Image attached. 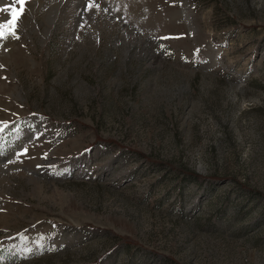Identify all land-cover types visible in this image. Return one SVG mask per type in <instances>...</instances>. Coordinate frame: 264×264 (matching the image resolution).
I'll return each instance as SVG.
<instances>
[{
  "label": "rangeland",
  "instance_id": "rangeland-1",
  "mask_svg": "<svg viewBox=\"0 0 264 264\" xmlns=\"http://www.w3.org/2000/svg\"><path fill=\"white\" fill-rule=\"evenodd\" d=\"M16 34L0 264H264V0H26Z\"/></svg>",
  "mask_w": 264,
  "mask_h": 264
},
{
  "label": "snow or ice",
  "instance_id": "snow-or-ice-1",
  "mask_svg": "<svg viewBox=\"0 0 264 264\" xmlns=\"http://www.w3.org/2000/svg\"><path fill=\"white\" fill-rule=\"evenodd\" d=\"M12 3H18L20 5V11H17L15 7L11 8L9 11V18L4 22H0V40L5 39L8 36H14L18 38L16 34V28L19 18L23 14L26 0H12Z\"/></svg>",
  "mask_w": 264,
  "mask_h": 264
},
{
  "label": "water",
  "instance_id": "water-1",
  "mask_svg": "<svg viewBox=\"0 0 264 264\" xmlns=\"http://www.w3.org/2000/svg\"><path fill=\"white\" fill-rule=\"evenodd\" d=\"M119 21H120V23H121L122 25L125 24L121 19H119ZM125 25H126V24H125ZM125 25H124V26H125ZM126 27L129 28V30H130L134 35L139 34V32H138L134 27H130L128 24L126 25ZM142 40H144V42L147 43V39H146V38L142 37Z\"/></svg>",
  "mask_w": 264,
  "mask_h": 264
},
{
  "label": "bare ground",
  "instance_id": "bare-ground-1",
  "mask_svg": "<svg viewBox=\"0 0 264 264\" xmlns=\"http://www.w3.org/2000/svg\"><path fill=\"white\" fill-rule=\"evenodd\" d=\"M84 12V11H83ZM82 11H81V14H80V16L79 17H83L82 15L84 14ZM78 17V16H77ZM78 19V18H77Z\"/></svg>",
  "mask_w": 264,
  "mask_h": 264
}]
</instances>
